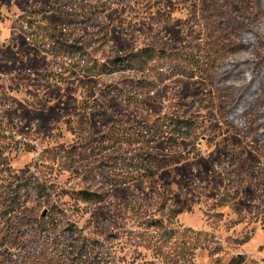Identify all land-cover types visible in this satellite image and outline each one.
I'll list each match as a JSON object with an SVG mask.
<instances>
[{
    "label": "rangeland",
    "instance_id": "1",
    "mask_svg": "<svg viewBox=\"0 0 264 264\" xmlns=\"http://www.w3.org/2000/svg\"><path fill=\"white\" fill-rule=\"evenodd\" d=\"M246 59L264 0H0V264H264Z\"/></svg>",
    "mask_w": 264,
    "mask_h": 264
},
{
    "label": "trees",
    "instance_id": "2",
    "mask_svg": "<svg viewBox=\"0 0 264 264\" xmlns=\"http://www.w3.org/2000/svg\"><path fill=\"white\" fill-rule=\"evenodd\" d=\"M138 61H139L138 57L133 59V63H135L133 65L134 67L137 65L136 63H138ZM253 63H254L253 61L246 59V61L237 65L238 66L237 71H239L240 76L248 77V80H249L250 76H254L257 78V80H254V78L251 77L249 80L248 92L250 91L251 93L256 91L255 88H257V86H258L257 81H260L261 86L262 85L264 86V69L256 68V66ZM251 71H253V72H251ZM250 73H253V74L248 75ZM185 124L188 125L187 122H181V124H177L174 127V132L176 133V136L180 137L181 139L189 138L192 135V133L196 130L195 126H189L188 125L187 127H184ZM160 169H162V168L160 167ZM19 187L20 188H18V191L16 192V194L11 197V202L9 205L10 208H16L17 206L23 204V202H22L23 196H22V191H21L22 186H19ZM83 195H84L83 199H85L87 201H96V200L102 201L104 199L103 196H99L96 194L92 195V194L84 193ZM13 212H14V210H13ZM17 240L18 239L14 240V242H16ZM86 255H87V252H84L81 255L82 257H80L79 259H82L83 257L85 258ZM87 264H97V263L87 261ZM228 264H245V260H244L243 256H240V257H236V258L231 259V261Z\"/></svg>",
    "mask_w": 264,
    "mask_h": 264
}]
</instances>
